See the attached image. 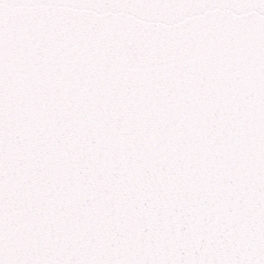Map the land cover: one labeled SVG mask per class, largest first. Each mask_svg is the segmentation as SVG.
Returning a JSON list of instances; mask_svg holds the SVG:
<instances>
[{
  "label": "snow or ice",
  "instance_id": "1",
  "mask_svg": "<svg viewBox=\"0 0 264 264\" xmlns=\"http://www.w3.org/2000/svg\"><path fill=\"white\" fill-rule=\"evenodd\" d=\"M0 264H264V0H0Z\"/></svg>",
  "mask_w": 264,
  "mask_h": 264
}]
</instances>
